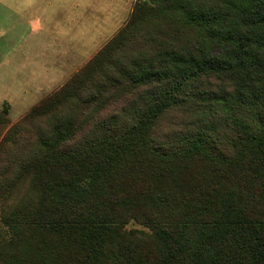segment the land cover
I'll return each instance as SVG.
<instances>
[{"label": "trees", "instance_id": "obj_1", "mask_svg": "<svg viewBox=\"0 0 264 264\" xmlns=\"http://www.w3.org/2000/svg\"><path fill=\"white\" fill-rule=\"evenodd\" d=\"M0 264H264V0H135L10 122Z\"/></svg>", "mask_w": 264, "mask_h": 264}, {"label": "crops", "instance_id": "obj_2", "mask_svg": "<svg viewBox=\"0 0 264 264\" xmlns=\"http://www.w3.org/2000/svg\"><path fill=\"white\" fill-rule=\"evenodd\" d=\"M103 2L0 0V104L10 110L21 104L19 118L51 93L46 87L53 89L61 75L53 67V53L69 52L66 48L84 35L85 26L92 30Z\"/></svg>", "mask_w": 264, "mask_h": 264}, {"label": "rangeland", "instance_id": "obj_3", "mask_svg": "<svg viewBox=\"0 0 264 264\" xmlns=\"http://www.w3.org/2000/svg\"><path fill=\"white\" fill-rule=\"evenodd\" d=\"M103 3L99 7V13L93 23L92 30L85 26L84 35L70 42L67 50L69 52L55 54L53 53V67L60 70L61 75L55 81L53 80V89L46 87L48 92L57 89L61 86L75 71H77L93 54H95L125 23L127 20L135 0H100ZM17 61H14V64ZM56 64V65H54ZM53 76V75H52ZM15 79V77H14ZM16 80V79H15ZM34 98V97H30ZM21 104L13 105L12 109L6 103L0 104V138L4 134L8 124L15 122L19 116V106ZM7 109V114L1 113L2 108ZM6 118L8 122H4ZM137 228H142L138 224H132Z\"/></svg>", "mask_w": 264, "mask_h": 264}]
</instances>
